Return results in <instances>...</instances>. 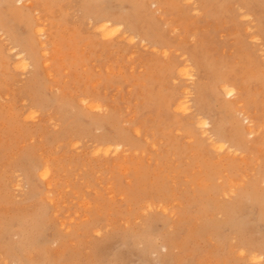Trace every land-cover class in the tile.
<instances>
[{
    "label": "rangeland",
    "instance_id": "obj_1",
    "mask_svg": "<svg viewBox=\"0 0 264 264\" xmlns=\"http://www.w3.org/2000/svg\"><path fill=\"white\" fill-rule=\"evenodd\" d=\"M42 1L26 0L28 9L0 0V22L14 35L10 38L35 46L33 66L23 72L6 51L7 39L0 41V264H252L247 252L240 258L237 249L246 243L259 249L264 242V32L258 31L264 25V0H204L205 9L196 13L191 11L196 0H155L159 12L145 10L151 0ZM245 6L258 18L245 16ZM99 16L127 18L144 28L154 18L157 38L167 42L166 56L118 37L101 39ZM37 26H45L41 42L47 48L35 36ZM195 48L213 69L244 82L245 99L237 100L259 130L241 139L243 150L236 156L214 150L191 120L192 111H174L188 81L171 80L181 55ZM168 68L173 74L161 77ZM83 97L87 105L105 110L80 104ZM208 98L214 117L229 129L232 113L221 106L226 98L214 92ZM29 108L38 115L32 120ZM234 128L241 136V125ZM75 135L81 137L78 147ZM102 137L120 138L128 149L125 156L94 155V143ZM45 168L49 176L42 179ZM217 207L232 210L224 214ZM161 243L170 244L168 252L151 253Z\"/></svg>",
    "mask_w": 264,
    "mask_h": 264
},
{
    "label": "bare ground",
    "instance_id": "obj_2",
    "mask_svg": "<svg viewBox=\"0 0 264 264\" xmlns=\"http://www.w3.org/2000/svg\"><path fill=\"white\" fill-rule=\"evenodd\" d=\"M26 0H14V2L16 3V5H18V6H20L21 8H23V7H25V8H28V5L27 6H25L26 5V3L24 4V2H25ZM42 1V0H41ZM47 1V0H46ZM45 1V2H46ZM53 1H55V0H52V2ZM61 2H62V0H60ZM141 1V0H140ZM182 1V3H185V4H187V3H189V1L188 0H186V1H188L187 3L184 1L183 2V0H181ZM191 2L193 1V0H190ZM201 1V0H200ZM200 1L198 0V4L199 5H197L196 3H197V0H196V3H195V5H193L192 6V8H191V11H192V9H193V12H198L199 10H204L205 9V7H206V1H204V0H202V4H200ZM210 1V0H209ZM241 1V0H240ZM239 1V2H240ZM42 2H44V1H42ZM50 2H51V0L49 1V2H46V4L47 3H49V5H50ZM56 2V1H55ZM59 2V1H58ZM60 2V3H61ZM163 3H164V1H162ZM170 2H172V1H170ZM173 2H174V0H173ZM177 2H178V0H177ZM190 2V4H192ZM27 3H30V2H27ZM33 3V2H32ZM85 3H87V2H85ZM84 3V4H85ZM119 3V2H118ZM123 3V2H122ZM148 3V6L146 7V9L145 10H147V11H149V10H153V12L154 11H160L159 9H160V7L161 6H159V9L157 8V1H149V2H147ZM162 3V4H163ZM167 3V2H166ZM245 4V2H243L242 1V4ZM252 3V2H251ZM251 3H250V5H251ZM31 4V3H30ZM44 4V3H43ZM45 4V5H46ZM92 4V3H91ZM160 5H161V3H159ZM175 4V3H174ZM173 4V5H174ZM211 4V3H210ZM243 4V5H244ZM246 4H248V3H246ZM245 4V5H246ZM256 4V3H255ZM35 5V4H34ZM36 5H37V3H36ZM44 5V6H45ZM58 5V4H57ZM98 5V4H97ZM100 5V4H99ZM146 5V4H145ZM171 5V4H170ZM214 5V4H213ZM15 6V5H14ZM17 6V7H18ZM29 6H31V5H29ZM51 6H53L52 4H51ZM55 6V5H54ZM129 6V5H128ZM133 6V5H132ZM135 6V5H134ZM164 6H166L165 5V3H164ZM178 6H180V4L178 5ZM191 6V5H190ZM209 6V5H208ZM224 6V5H223ZM248 6V5H247ZM247 6H245V7H242L243 9H245V16H248V17H250V18H252L253 19V17L254 18H258V16H256L258 13L257 12H255L254 10H252V9H249V8H247ZM252 6V5H251ZM16 7V8H17ZM39 7H41V6H39ZM39 7H36L37 9H39ZM82 7H83V5H82ZM85 7L86 6H84V11H85ZM167 7V6H166ZM183 7V6H182ZM211 7H212V4H211ZM4 8V7H3ZM15 8V7H14ZM13 8V9H14ZM19 8V7H18ZM95 8V7H94ZM129 8V7H128ZM137 8V7H136ZM141 8V7H140ZM162 8V7H161ZM169 8V7H168ZM173 8V7H172ZM175 8V7H174ZM180 8V7H179ZM185 8V7H184ZM218 8V7H217ZM29 9V8H28ZM37 9H35L36 11H37ZM41 9V8H40ZM44 9H45V7H44ZM47 9H52V8H49L48 6H47ZM83 9V8H82ZM132 9V8H131ZM171 9V8H170ZM185 9H187V6H186V8ZM227 9V8H226ZM9 10H10V8H9ZM8 10V11H9ZM26 10V9H25ZM42 10V9H41ZM87 10V9H86ZM165 10H167V8L165 9ZM23 11V10H22ZM36 11H34V12H36ZM40 11V10H39ZM45 11V10H44ZM48 11V10H47ZM81 11V10H80ZM93 11V10H92ZM168 11V10H167ZM170 11V10H169ZM177 11H178V8H177ZM188 11V10H187ZM229 11H230V9H229ZM232 11V10H231ZM6 12V11H5ZM14 12H15V10H14ZM29 12V11H28ZM33 11H32V13H34ZM172 12H173V10H172ZM192 12V13H193ZM242 12H244V11H242ZM37 13H38V11H37ZM41 13V12H40ZM45 13H46V11H45ZM86 13H87V11H86ZM151 13V12H150ZM184 13V12H183ZM206 13V12H205ZM205 13L203 12L202 14L203 15H205ZM239 13V12H238ZM241 13V12H240ZM257 13V14H256ZM84 14H85V12H84ZM90 14V13H89ZM148 14H149V12H148ZM157 14V13H156ZM182 14V13H181ZM207 14V13H206ZM16 15V14H15ZM21 15V14H20ZM26 15V14H25ZM36 15V14H35ZM178 15V14H177ZM189 15H194V14H190L189 13ZM196 15V14H195ZM198 15V14H197ZM22 16V15H21ZM39 15H37V16H34V17H36V19L37 18H40V17H38ZM82 16H83V13H82ZM85 16V15H84ZM94 16V15H93ZM96 16V15H95ZM98 16V15H97ZM152 16V15H151ZM27 17H28V14H27ZM33 17V16H32ZM31 17V18H32ZM91 17V16H90ZM89 17V18H90ZM137 17V16H136ZM158 17H161V16H158ZM157 17V18H158ZM240 17V16H239ZM5 18V17H4ZM45 18H46V16H45ZM45 18H43V19H45ZM92 18V17H91ZM90 18V19H91ZM150 18V17H149ZM182 18V17H181ZM0 19H2V18H0ZM40 19H42V18H40ZM83 19V18H82ZM100 23L98 24L99 26H98V28H96V26H95V28L96 29H98L97 30V32H100V35L102 36L101 37V39L103 38V39H111V38H114V37H118V40H120V39H122V40H126V42L127 43H131V44H138L140 47H142V48H144L143 50H145V48H152L151 49V52L152 51H155V52H160V53H162V55L165 57L166 56V54H167V52H168V47H167V42H165L162 38H163V36H162V38L160 37V39L159 38H157V35H159L160 33H157V26H159L158 24H157V21H153V19L154 18H151L152 19V21H151V19H150V21L148 22L149 24H147V26H146V28H144L143 27V25L141 26V25H139V24H137V23H133V22H131V21H129L127 18H121V17H119V18H115V19H111V18H104V17H102V16H99V17H97L96 18ZM146 19V18H145ZM161 19V18H160ZM200 19V18H199ZM237 19V18H236ZM9 20V19H8ZM25 20V19H24ZM29 20V19H28ZM46 20V19H45ZM158 20V19H157ZM163 20H164V18H163ZM259 20V19H258ZM2 21V20H1ZM27 21V20H26ZM89 21L90 20H88V23H89ZM144 21V20H143ZM166 21V20H165ZM240 21V20H239ZM16 22V21H15ZM49 22L50 21H48V24H49ZM82 22V21H81ZM92 22V21H91ZM183 22V21H182ZM245 22V21H244ZM243 22V23H244ZM254 22V21H253ZM21 23H22V21H21ZM31 23V22H30ZM39 22H37L36 24H38ZM53 23V22H52ZM83 23V22H82ZM87 23V24H88ZM143 23H145V22H143ZM147 23V22H146ZM163 22H161V24H162ZM247 23V22H246ZM32 24H34V23H32ZM54 24V23H53ZM86 24V23H85ZM84 24V25H85ZM166 24H168V23H166ZM254 24V23H253ZM260 24H261V22H260ZM41 25V24H40ZM90 25V24H89ZM95 25V24H94ZM139 25V26H138ZM42 26H43V23H42ZM42 26H37L35 29H34V33H35V36H36V38L37 39H40V42L42 41V40H45L46 39V31H44V28H45V26L44 27H42ZM87 26V25H86ZM161 26V25H160ZM250 26V25H249ZM260 26V25H259ZM32 27V26H31ZM47 27V26H46ZM53 27V26H52ZM57 27V26H56ZM93 28H94V26H92ZM148 27V28H147ZM256 27V26H255ZM263 27H264V25L262 26H260L259 27V29L260 30H258L260 33H263L264 32V29H263ZM33 28V27H32ZM252 28V27H251ZM10 29V28H9ZM31 29V28H30ZM91 29V28H90ZM249 29V28H248ZM248 29H246L247 31H248ZM28 30V29H27ZM165 30V29H164ZM177 30V29H176ZM175 29L173 30L174 32H177ZM255 30V29H254ZM10 31H12V30H10ZM52 31V30H51ZM55 31V30H54ZM94 31H95V29H94ZM93 31V32H94ZM249 31H250V29H249ZM48 32V31H47ZM163 32V31H162ZM172 32V31H171ZM173 32V33H174ZM251 32V31H250ZM248 33V32H247ZM9 33H8V29L6 28V26L3 24V23H1L0 22V38L3 36V38L2 39H0V41H3V39L4 38H6L7 39V41H8V48H7V52H8V50H9V52H10V54H13V57L16 59V61H18L19 62V65H20V68H22L23 69V72L24 71H27L28 69H30V68H32V66H33V63H32V54H33V51H34V48L33 47H35V46H31V45H34L33 43L31 44V43H28V44H25L24 45V43H22V42H20L19 40H17V39H11L10 37H12V36H14L12 33V36H9L8 35ZM31 34V33H30ZM29 34V35H30ZM53 34V33H52ZM99 34V33H98ZM253 35H254V33H252ZM255 34H257L256 32H255ZM2 35V36H1ZM28 35V36H29ZM32 35V34H31ZM162 35V34H161ZM166 36H167V34H165ZM264 36V35H263ZM48 37V36H47ZM53 37V36H52ZM187 37H190V36H187ZM24 38V37H23ZM34 38V37H33ZM49 38V37H48ZM120 38V39H119ZM255 38V37H254ZM253 38V40L252 41H255V39ZM260 38H261V36H260ZM101 39H99V40H101ZM258 39V38H257ZM94 40V39H93ZM96 40V39H95ZM6 41V40H5ZM121 41V40H120ZM36 42V41H35ZM52 42H53V40H52ZM3 43H5V42H3ZM42 44V48H47V46H48V44L47 43H44V41L43 42H41ZM117 43V42H116ZM31 44V45H30ZM53 44V43H52ZM107 44V43H106ZM124 44V43H123ZM169 44V43H168ZM4 45V44H3ZM128 45V44H127ZM138 45H137V47H138ZM109 46V45H108ZM169 46V45H168ZM1 47V46H0ZM55 47V46H54ZM113 47V46H112ZM124 47H125V45H124ZM172 47V46H171ZM51 48V47H50ZM58 48V47H57ZM115 48V47H114ZM141 48V49H142ZM179 48V47H178ZM3 49V48H2ZM139 49V48H138ZM36 50H38V49H36ZM57 50V49H56ZM107 50V49H106ZM58 51V50H57ZM146 51H148V49H146ZM145 51V52H146ZM174 51H175V49H174ZM176 51H177V49H176ZM184 52H185V50H183ZM6 52V53H7ZM9 52H8V54H9ZM39 52V51H38ZM44 51H42L40 54L42 55V53H43ZM49 52H50V50H49ZM143 52V51H142ZM150 52V51H149ZM183 52V53H184ZM3 53V52H2ZM46 53V51L43 53V56H47L48 54H45ZM48 53V52H47ZM190 54H188V55H185L184 56V54L183 55H181V60H180V65H179V67H178V71L175 73L176 75L174 76L175 78H174V80H171V81H175V80H178V79H181V80H183V81H188V83L187 84H185V82L183 83V85H184V87H183V89L182 88H180L181 90H182V93H181V96L176 100V103H175V106H174V111L175 112H177V113H179V114H186V113H191V111H192V115H191V117H192V121L194 122V124H196L198 127H200V130H203V132L204 133H206L207 134V139L209 140V141H211V143L213 144V148H214V150H216V151H223V150H226V156L228 157V155H227V152H229L230 154H232L231 156H236V154L237 153H239L240 154V152L243 150V148H242V141H241V139H243L244 137H246V138H252V136H254V134L259 130L258 128H255L254 126V121L252 120V116L251 115H249L248 114V112L245 110V109H242V101H239V100H237L238 98H241L242 100L243 99H245V96H244V94L246 93V88H241L242 87V85H244V82H243V84H242V82H241V80H240V78H236L235 76H233V77H231V76H227L226 75V72H224V71H217L216 69H213V67H212V65H211V63L209 64V62L207 61V59H206V57H205V55H204V53L201 51V48H195L192 52H189ZM56 54V53H55ZM180 54V53H179ZM182 54V53H181ZM54 55V54H53ZM153 55V54H152ZM160 55V54H159ZM171 55H174V54H171ZM178 55V53L176 52V56ZM51 56V55H50ZM54 57V56H53ZM52 57V58H53ZM175 57V56H174ZM3 58H5V57H3ZM37 58V57H36ZM51 58V57H50ZM162 58V57H161ZM160 58V59H161ZM167 58V57H166ZM169 58H171L172 59V57H170L169 56ZM264 58V57H263ZM35 59V58H34ZM49 59V58H48ZM56 59V58H55ZM178 59H180V58H178ZM42 60V59H41ZM165 60V59H164ZM45 61H47V60H45ZM168 61V60H167ZM47 62H49V61H47ZM43 63V65L45 64H48V63ZM174 62H176V61H174ZM179 61L177 60V63H178ZM264 62V61H263ZM12 63H14V62H12ZM37 63H38V61H37ZM150 63H152V62H150ZM149 63V64H150ZM251 64H252V62H250ZM262 63V62H261ZM3 64H5V63H3ZM40 64V63H39ZM154 64V63H153ZM153 64H151L152 66H153ZM171 64H173V63H171ZM219 64V63H218ZM1 65V64H0ZM13 65V64H12ZM12 65H9V66H12ZM15 65V64H14ZM44 65V67H46ZM49 65V64H48ZM150 65V66H151ZM6 66V65H5ZM4 66V67H5ZM52 66V65H51ZM149 66V67H150ZM164 66H165V64H164ZM168 66H169V64H168ZM167 66V67H168ZM225 66V65H224ZM43 67V66H42ZM161 67V70H162V67L163 66H160ZM223 67V66H222ZM226 67V66H225ZM11 68V67H10ZM47 68V67H46ZM45 68V69H46ZM50 68V67H49ZM52 68V67H51ZM163 68H165V67H163ZM2 69V68H1ZM13 69V68H12ZM65 69V68H64ZM159 69V68H158ZM221 69V68H220ZM249 69V68H248ZM3 70V69H2ZM6 70V69H5ZM18 70H19V68H18ZM33 70V69H32ZM160 70V69H159ZM7 71V70H6ZM12 71V70H11ZM10 71V72H11ZM14 71H16V70H14ZM45 71V70H44ZM47 71H48V69H47ZM54 71V70H53ZM53 71H51V72H53ZM174 71V70H173ZM258 71V70H257ZM9 72V71H8ZM13 72V71H12ZM20 72H22V71H20ZM108 72V71H107ZM256 72V71H255ZM158 73V72H157ZM1 74V73H0ZM4 74V73H3ZM2 74V75H3ZM8 74V73H7ZM24 74V73H23ZM46 74H47V72H46ZM49 74H51L50 72H48V75ZM172 75L173 74V72H172V70H171V68H168V69H165L164 71H161V77H163V75ZM5 75V74H4ZM3 75V76H4ZM20 75H22V74H20ZM26 75H28L27 73H26ZM243 75H245V73L243 74ZM3 76H1V77H3ZM252 76V75H251ZM254 76H255V78L257 79V78H259V76H256L255 74H254ZM9 77V76H8ZM20 77V76H19ZM22 77H23V75H22ZM48 77V76H47ZM54 77V76H53ZM158 77V76H157ZM239 77H241V75L239 76ZM11 78V77H10ZM13 78V77H12ZM17 78V77H16ZM16 78H15V81H16ZM49 78H51L50 76H49ZM6 79V78H5ZM19 79V78H18ZM31 79V78H30ZM53 79V78H52ZM51 79V80H52ZM21 80L22 79H20V81H19V83L21 82ZM26 80V79H25ZM25 80H24V82H25ZM50 80V79H49ZM237 80H239V82H237ZM252 80V79H251ZM4 81V80H3ZM53 81H55V80H53ZM161 81V80H160ZM159 81V82H160ZM10 82V81H9ZM32 82V81H31ZM18 83V84H19ZM161 83H163V82H161ZM21 84H22V82H21ZM33 84V83H32ZM57 84V83H56ZM94 85H95V83H93ZM164 84V83H163ZM173 84H175L174 82H173ZM161 85V84H160ZM170 85V84H169ZM177 85V84H176ZM175 85V86H176ZM1 86V85H0ZM21 86V85H20ZM54 86H56V85H54ZM154 86V85H153ZM53 87V86H52ZM59 87V86H58ZM57 87V88H58ZM161 87V86H160ZM16 88V87H15ZM36 88V87H35ZM61 89V88H60ZM163 89V88H162ZM13 90V89H12ZM51 90V89H50ZM240 90V91H239ZM62 91H63V89H62ZM176 91V90H175ZM40 92V91H39ZM212 92H214L216 95H219V96H222V97H224V98H226V101L224 102V103H221V106H222V108L224 109V110H226V111H228V113H232V126L230 127V126H228V127H230L229 129H227L226 127H224V125H223V123H222V121H220V120H218V118H215L214 117V113H213V111H211L212 109V107H211V104H210V101H208L209 100V98H208V96H209V94L210 93H212ZM161 93V92H160ZM179 93V94H180ZM1 94V93H0ZM34 95V94H33ZM94 95V94H93ZM159 95V94H158ZM213 95V94H212ZM56 96V95H55ZM171 96V95H170ZM81 97V96H80ZM79 97V98H80ZM96 97V96H95ZM150 97V96H149ZM5 98V97H4ZM40 98V97H39ZM74 98V97H73ZM84 98V97H83ZM87 98V97H86ZM76 99V98H75ZM59 100V99H58ZM82 100V99H81ZM80 100V101H81ZM86 99L84 98V100H82V102L80 103V104H86V101H85ZM94 100V99H93ZM98 100V99H97ZM148 100V99H147ZM60 101H61V99H60ZM95 101V100H94ZM164 101V100H163ZM167 101V100H166ZM23 102V101H22ZM72 102V101H71ZM76 102V101H75ZM74 102V103H75ZM165 102V101H164ZM173 102H175V101H173ZM172 102V103H173ZM1 103V102H0ZM62 103V102H61ZM65 103V102H64ZM158 103V102H157ZM160 103V102H159ZM24 104H26V102H24ZM23 104V105H24ZM163 104V103H162ZM166 104V103H165ZM47 105V104H46ZM87 105V104H86ZM86 105H84V106H86ZM167 105V104H166ZM174 105V104H173ZM51 106V105H50ZM73 106V105H72ZM88 106V108H90L92 111H95V112H101V111H104L103 110V108H105V107H101L100 106V104H97V103H90L89 102V104L87 105ZM86 106V107H87ZM104 106V105H103ZM160 106V105H159ZM161 106H164V105H161ZM160 106V107H161ZM167 106H169V105H167ZM1 107H3V106H1ZM30 107V106H29ZM33 107V106H32ZM52 107V106H51ZM69 107V106H68ZM24 108V107H23ZM58 108V107H57ZM76 108V107H75ZM80 108V107H79ZM107 108H108V106H107ZM6 109V108H5ZM30 109V108H29ZM33 108H31L30 109V114H29V118L32 120V119H34V118H36V115H37V113H36V111L34 110L35 109V107H34V111H32L31 112V110H32ZM73 109V108H72ZM77 109V108H76ZM211 109V110H210ZM65 110H66V108H65ZM85 110V109H84ZM83 110V111H84ZM112 110V109H111ZM165 110H166V108H165ZM12 111V110H11ZM41 111V110H40ZM109 111V110H108ZM3 112V111H2ZM1 112V113H2ZM29 112V111H28ZM89 112V111H88ZM173 112V111H172ZM174 112V113H175ZM106 113V112H105ZM174 113H173V115H174ZM77 114V113H76ZM89 114V113H88ZM110 114H112L111 112H110ZM102 115V114H101ZM3 116V115H2ZM23 116V115H22ZM25 116V115H24ZM38 116V115H37ZM40 116V115H39ZM78 116V115H77ZM80 116V115H79ZM89 116H90V114H89ZM104 116V115H103ZM102 116V117H103ZM28 117H27V119H28ZM182 117V116H181ZM190 117V116H189ZM189 117H188V122H189ZM221 117V116H220ZM25 118V117H24ZM38 118V117H37ZM72 118V117H71ZM74 118V117H73ZM105 118V117H104ZM26 119V120H27ZM102 119V118H101ZM107 119H108V117H107ZM182 119H183V117H182ZM187 119V118H186ZM26 120H24V121H26ZM94 120H95V118H94ZM106 120V119H105ZM183 120H185V119H183ZM182 120V121H183ZM190 120V121H191ZM36 121V120H35ZM50 121H51V119H50ZM49 121V122H50ZM62 121V120H61ZM93 121V120H92ZM187 121V120H186ZM185 121V122H186ZM264 121V120H263ZM27 122V121H26ZM184 122V123H185ZM37 123H38V121H37ZM37 123H35V124H37ZM60 123H62V122H60ZM95 123V122H94ZM188 124V123H187ZM239 124L241 125V129L239 128V131L241 132V136H240V134L235 130V128L234 127H236L237 125H238V127H239ZM55 125H56V123H55ZM105 125V124H104ZM179 125V124H178ZM190 125V124H189ZM228 125V124H227ZM60 126V125H59ZM95 126V125H94ZM100 126H101V122H100ZM96 128H98V127H96ZM105 128V127H104ZM170 128V127H169ZM60 129V128H59ZM81 129V128H80ZM91 129H93V128H91ZM198 129V128H197ZM66 130V129H65ZM99 130H100V128H99ZM103 130V129H102ZM124 130V129H123ZM126 130V129H125ZM196 130V129H195ZM97 131V130H96ZM120 131V130H119ZM191 131V130H190ZM58 132V131H57ZM67 132V131H66ZM115 132V131H114ZM127 132V131H126ZM130 132V131H129ZM137 132V130L136 131H134V133H136ZM188 132V131H187ZM85 133V132H84ZM139 132H137L136 134H138ZM198 133V132H197ZM204 133H202V135H204ZM130 134V133H129ZM199 134L200 133H198V136H199ZM205 134V135H206ZM76 136V135H75ZM93 136V135H92ZM121 136V135H120ZM126 136V135H125ZM129 136V135H128ZM138 136V135H137ZM67 137H69V136H67ZM78 136H76L75 138H77ZM133 137V136H132ZM204 137V136H203ZM79 138V137H78ZM81 138V137H80ZM80 138L78 139V140H74L73 142H74V147H78L79 146V144H80ZM200 138V137H199ZM206 138H204V139H206ZM74 139V138H73ZM145 139V138H144ZM82 140H84V139H82ZM123 140H125V139H123ZM87 141V140H86ZM90 141V140H89ZM88 141V142H89ZM83 142V141H82ZM87 142V143H88ZM91 142V141H90ZM96 143H94V144H96V146L94 147V148H92V149H94V151H93V154L94 155H96V156H99V157H101V156H103V157H108V156H112V157H118V156H125V153L127 152V150L128 149H125L124 148V142L122 141V140H120V138H110V137H102V138H100L99 140H97V141H95ZM131 142V141H130ZM206 142V141H205ZM70 143V142H69ZM134 143H136V142H134ZM204 143V142H203ZM83 144V143H82ZM81 144V145H82ZM91 144H93V143H91ZM137 144V143H136ZM68 145V144H67ZM211 145V144H210ZM71 146H72V144H71ZM91 146V145H90ZM132 146V145H131ZM137 146V145H136ZM209 146V145H208ZM207 146V147H208ZM82 147V146H81ZM83 148V147H82ZM78 149V148H77ZM81 149V148H80ZM139 149H140V147H139ZM73 151V150H72ZM84 151H85V149H84ZM87 151H88V149H87ZM133 151V150H132ZM135 151V150H134ZM211 152H212V150H210ZM78 152V151H77ZM224 152V151H223ZM244 152V151H243ZM242 152V153H243ZM86 153V152H85ZM214 153V152H213ZM130 155V154H129ZM230 156V155H229ZM109 158V157H108ZM233 158V157H232ZM237 158V157H236ZM96 159V158H95ZM104 159V158H103ZM110 159V158H109ZM101 160V159H100ZM104 160H106V159H104ZM115 160V159H114ZM128 162V161H127ZM45 163V162H44ZM208 163V162H207ZM207 163H205V166H206V164ZM32 167V166H31ZM48 167V166H47ZM30 169V168H29ZM32 169V168H31ZM35 169V168H34ZM49 169V168H48ZM48 169H41L42 170V173L40 174V178H42V179H46L48 176H49V171H48ZM51 172V171H50ZM30 173H31V170H30ZM38 174V173H37ZM38 174V175H39ZM23 175V174H22ZM21 175V176H22ZM35 176V175H34ZM209 176V175H208ZM19 177V176H18ZM15 178H17V177H15ZM24 178V177H23ZM18 179V178H17ZM39 179V178H38ZM25 180H27V179H25ZM213 179H211V181H212ZM11 181H13V180H11ZM41 182H42V180H40ZM39 181V182H40ZM14 182H15V180H14ZM46 182V181H45ZM209 182V181H208ZM261 182V181H260ZM25 184H26V182H24ZM48 183V182H47ZM16 187L19 189V188H21V186L16 182ZM206 184V183H205ZM28 185V184H27ZM23 186H26V185H24L23 184ZM49 187H50V185H48ZM54 187V186H53ZM30 188H32V187H30ZM251 188V187H250ZM252 188H254V187H252ZM25 189V188H24ZM48 189V188H47ZM51 189V188H50ZM242 189V188H241ZM255 189V188H254ZM239 191V190H238ZM237 191V192H238ZM251 191H253V189L251 190ZM17 192V191H16ZM50 192V191H49ZM240 192V191H239ZM28 193H30V192H28ZM46 194H47V191L45 192ZM254 193V192H253ZM222 194V193H221ZM224 195H225V193H223ZM242 194V193H241ZM237 195V194H236ZM235 195V196H236ZM225 196H227V194L225 195ZM241 196V195H240ZM222 197H223V195H222ZM224 198V197H223ZM251 199V198H250ZM249 199V200H250ZM146 200V199H145ZM246 200V199H245ZM239 201V200H238ZM152 203V202H151ZM146 204V203H145ZM144 204V205H145ZM226 204V203H225ZM144 205H143V207H144ZM142 207V208H143ZM219 207V206H218ZM217 207V208H218ZM220 207H222V206H220ZM141 208V209H142ZM149 209V208H148ZM218 209H221V211L224 213V214H229L231 211L230 210H232L231 208H227V207H224V208H218ZM163 211H165V210H163ZM146 212V211H145ZM164 213V212H163ZM233 213V212H232ZM262 213V212H261ZM43 215V214H42ZM230 216V215H229ZM235 216V215H234ZM239 216H241V215H239ZM261 216V215H260ZM260 216H259V218H260ZM231 217V216H230ZM245 217V216H244ZM233 219V218H232ZM260 220V219H259ZM35 221V220H34ZM243 221V220H242ZM4 222V221H3ZM151 222V221H150ZM260 222V221H259ZM235 223H237V222H235ZM241 223H244V221L243 222H241ZM238 224V223H237ZM236 224V225H237ZM9 225V224H8ZM244 225H245V223H244ZM241 226H243L242 224H241ZM240 226V227H241ZM247 226V225H246ZM233 228H234V226H233ZM246 228V227H245ZM236 229H237V227H236ZM240 228H238L237 230H239ZM240 230H242V229H240ZM243 231V230H242ZM13 232H15V231H13ZM17 233H19V230H18V232ZM241 233V232H240ZM5 234V233H4ZM234 235V234H233ZM236 235V234H235ZM257 235V234H256ZM148 236V235H147ZM19 237V236H18ZM38 237V236H37ZM238 238H239V236H237ZM237 237H235V238H237ZM249 237H250V235H249ZM25 238V237H24ZM41 238V237H40ZM234 238V237H233ZM25 239H27V238H25ZM230 239V238H229ZM20 240H22V239H20ZM28 240V239H27ZM149 240H152V239H149ZM32 241V240H31ZM156 241V240H155ZM228 241V240H227ZM231 241V240H230ZM237 241H239V240H237ZM23 242V241H22ZM229 242V241H228ZM13 243V242H12ZM143 243V242H142ZM147 243V242H146ZM152 243H154V242H152ZM167 243H170V244H172L170 241H168ZM237 243V242H236ZM23 244H24V242H23ZM25 244H27V241H26V243ZM169 244V245H170ZM229 244H230V242H229ZM238 244V243H237ZM240 244V243H239ZM254 244V243H253ZM33 245V244H32ZM169 245L168 244H166V243H161V244H159V245H157V247L155 246V248H154V250L151 252V253H156L157 252V250H159V252H168V250H169ZM233 245H234V243H233ZM241 245V246H240ZM239 245V247H238V251H239V253H240V258H242V256H245L244 254H246L245 252H247V254H248V257L247 258H249L248 259V261L251 263L252 262V264L254 263V264H264V242H263V246H261V248H259V249H256V247H251V248H248L246 245H247V243H246V245H242V244H240ZM23 246V245H22ZM143 246V245H142ZM230 246V245H229ZM231 246H232V243H231ZM259 246V245H258ZM25 247V246H24ZM171 247H172V245H171ZM227 248H229V247H227ZM236 248H237V246H236ZM27 249V248H26ZM232 249H234L233 247H232ZM235 251H236V249H234ZM233 250H231V252H232ZM4 252V251H3ZM19 252V251H18ZM22 252V251H21ZM147 253V252H146ZM234 254V253H233ZM236 255V254H235ZM7 256V255H6ZM237 257H238V255H236ZM158 257V256H157ZM164 258V257H163ZM246 258V259H247ZM18 259V258H17ZM26 260V259H25ZM158 261H159V263H160V258L158 257ZM15 263H16V260L14 261ZM18 262V261H17ZM22 261H20V263H21ZM13 263V262H12ZM19 263V264H20Z\"/></svg>",
    "mask_w": 264,
    "mask_h": 264
}]
</instances>
